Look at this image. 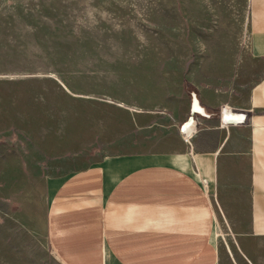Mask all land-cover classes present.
<instances>
[{"label": "crops", "instance_id": "0c3cea01", "mask_svg": "<svg viewBox=\"0 0 264 264\" xmlns=\"http://www.w3.org/2000/svg\"><path fill=\"white\" fill-rule=\"evenodd\" d=\"M137 7L115 36L128 49L83 52L72 79L55 73L66 98L49 104L34 149L0 141V217L25 208L26 171H37L59 264H264V0H247L249 46L236 62L200 52L197 3ZM8 61L1 34L0 75ZM185 82L203 107L246 122L195 117L185 142Z\"/></svg>", "mask_w": 264, "mask_h": 264}, {"label": "rangeland", "instance_id": "374dc122", "mask_svg": "<svg viewBox=\"0 0 264 264\" xmlns=\"http://www.w3.org/2000/svg\"><path fill=\"white\" fill-rule=\"evenodd\" d=\"M168 2L199 5L194 13L202 54L236 62L247 52V0H0V35L9 36V74L0 75V83L8 82V90L0 85V121L10 122L8 129L0 127V141L25 152L34 149V137L51 126L49 104L66 98L55 73L72 79L83 52L128 49L129 42L115 36L129 34L131 12L136 14L140 3ZM6 97L8 109L6 101L1 104ZM38 175L26 171L25 208L14 204L9 217H0V264H59L45 243Z\"/></svg>", "mask_w": 264, "mask_h": 264}, {"label": "water", "instance_id": "95a60500", "mask_svg": "<svg viewBox=\"0 0 264 264\" xmlns=\"http://www.w3.org/2000/svg\"><path fill=\"white\" fill-rule=\"evenodd\" d=\"M211 114L206 113L205 108L200 104L195 94H191V105L188 119L181 125V133L189 134L197 126L195 117L210 118ZM217 117L224 126L242 125L247 120V114L243 112L231 111L227 108H222Z\"/></svg>", "mask_w": 264, "mask_h": 264}, {"label": "trees", "instance_id": "16d2710c", "mask_svg": "<svg viewBox=\"0 0 264 264\" xmlns=\"http://www.w3.org/2000/svg\"><path fill=\"white\" fill-rule=\"evenodd\" d=\"M185 91L188 95L194 93L196 94V91L194 88L189 86L186 82L184 83ZM205 108V107H204ZM206 113L211 114L210 118H217L218 111H213L210 109L205 108Z\"/></svg>", "mask_w": 264, "mask_h": 264}, {"label": "built area", "instance_id": "2783aa9c", "mask_svg": "<svg viewBox=\"0 0 264 264\" xmlns=\"http://www.w3.org/2000/svg\"><path fill=\"white\" fill-rule=\"evenodd\" d=\"M189 139H190V135H189V134H184V135H183V140H184L185 142H188Z\"/></svg>", "mask_w": 264, "mask_h": 264}]
</instances>
